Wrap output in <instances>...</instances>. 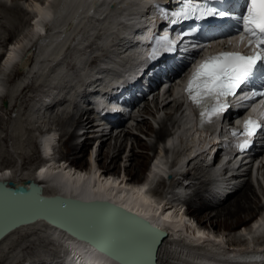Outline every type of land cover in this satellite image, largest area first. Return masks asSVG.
Here are the masks:
<instances>
[{
    "label": "bare ground",
    "instance_id": "bare-ground-1",
    "mask_svg": "<svg viewBox=\"0 0 264 264\" xmlns=\"http://www.w3.org/2000/svg\"><path fill=\"white\" fill-rule=\"evenodd\" d=\"M73 1L74 0H46L43 3L34 1L32 3L33 5L28 4L29 6H27V8L29 7L31 10L30 12L34 14L30 25V27H32V31L28 33V35L31 33V37L28 36V38L30 37L29 39H22L21 42L17 39L19 40L16 41L18 43H13L14 45L10 42H6L5 51L0 53V66L3 68V71H0V99L2 94L5 92V89H7L8 93L5 98L10 99V104L8 102L9 105L3 106L5 107L6 113L9 112V120L11 122V125L9 126H11L10 128L12 131L11 135H13L14 141H16L19 148L25 145L22 144V139H25L24 134L26 131L23 122L24 120H21L19 117L21 111L20 108H22V106H17L18 98L16 99V96L19 93V95L23 94L22 92L27 89L28 84L31 82L33 77L35 78L37 75V82L39 83L45 79L44 77L48 74L47 71H49L52 73V76L50 75V77H52V82L49 81V84L56 86L57 90L53 92L51 91V93L44 96V89V92L40 95V100H32L29 119L31 122L30 124L32 125V130L35 131H42L41 126H38L40 125L41 119H44L47 116L51 118L49 114L51 109L44 110L42 107H45V105H43L41 101L46 103L50 102L52 96L64 93V88L70 86L67 92V97L69 99L63 103H60V100L59 105L66 104L68 106L71 104L74 106V95L72 96L71 92L77 87L76 84H81L80 81H82V79H86V75L87 80L90 81L94 80V78L101 77H103V79H113L114 81L119 79L115 76L114 69L109 70L108 68L100 70L96 74L91 73L88 75L91 70L88 67L91 60L90 53H87V50L84 54L78 53V56L73 54L74 59L73 62H71V65H73L71 68L72 70L66 69L64 62L66 58H69L70 56L66 55L69 48V51H71L70 53H75L83 47L85 49L86 47H89L90 50L94 49L95 51L99 49L103 50L102 48L107 49L104 51H109L108 53L110 54L108 56H111L114 60H118L115 62L110 60L112 67L118 70L121 67H126V64L130 63L132 56L137 54V57H139L141 55L140 50L137 51L130 49V54L122 58L118 55V53L116 54V52L119 48V42H123L120 41L121 35H136L134 31L136 30L137 25L142 22L140 20L142 15L140 14L141 10H143V8L145 9V5L147 4L144 0H78L76 6V2ZM111 2H116V6L111 7ZM134 13H137L136 19L138 18V21L136 22H134V20L131 19L132 16H130ZM146 21V19L143 20V22ZM126 23L128 26H125ZM97 29H102L104 32L99 37V40L94 42L92 40V36L94 35V31H98ZM124 47L125 45L122 46V48ZM126 58H128V62L126 61V63L122 65L121 62L126 60ZM30 61L31 64L28 66ZM106 62L107 60L105 61V64L107 65ZM21 63L24 67L21 69L23 72L19 73L17 71L16 73L15 77L17 78L18 76V80L12 86H5L3 75L5 76L10 71L12 72L14 68L18 69V65ZM133 72L130 71L129 74ZM96 75H99V77H94ZM5 77L9 78L7 75ZM15 77L12 79H15ZM12 83L13 82H11V84ZM74 83L75 85L71 87ZM102 84L103 82L101 81L97 87L96 85L92 86V89L96 90L99 88L100 90H103L102 87H104L105 91L109 89L106 83H104V86ZM89 86H91V83ZM81 87H83V85H81ZM170 87H172V85L168 86L164 90V95L170 92ZM176 88L177 95L175 96L172 95L173 93H170V98L168 99L167 97L162 102V108L169 109L168 107L172 102L171 98L174 97L173 101L176 103L174 104L176 109L175 113H169L170 117L178 114L184 106L183 101L178 98L180 88L179 86H176ZM85 95L86 94H84V92H80V102L86 101L85 98L90 96ZM75 96H77V94ZM97 99L98 100L95 103L96 106L103 108L109 105L108 101L104 97L99 96ZM159 99L160 93L158 92L152 98V101H155L157 108L161 106ZM13 102H16V104H13ZM35 102H39V105ZM69 108H71V106H69ZM144 109H148L147 105H145L141 111L143 112ZM179 119L178 130L174 135L168 134L162 130V128L157 133V138L163 141L164 145L168 140L170 147L167 150L169 152L181 149L184 146L182 145L183 142H185V147H189V153H183V157L181 156L182 159H179L180 162H178V164L175 163L176 165L169 169L166 168L163 160L167 153H169L167 151L165 157L161 156L162 158L148 168L145 178L142 176V171L137 172L135 178H137V180L139 179V181L133 180L128 174V171L124 175H121V177L118 173V176H116V174H113L105 167L108 163H115L118 158H120L121 151L124 149V144L122 143L123 141L120 144H118V142H120L122 138L126 139L127 136L132 135L131 130L123 128L115 137L116 143L114 146L112 143H108L109 138H111L110 134L112 131L110 133L102 131L100 145L101 148H107L105 150L106 152H104V158H108L110 160H106L103 163L105 166H99L97 167L98 169H96L94 168L95 165L93 166L92 164L95 157V151H92L90 152L91 156L89 157L92 165L91 167L89 166L90 169L88 170V167L86 168V162L84 168L81 169L80 167L71 165L74 161L71 160V158L68 157V159H58L55 156L53 146L58 140V130L57 127L53 128L51 126V128L46 131L44 130L42 134L38 136L39 149L44 162L41 165L32 168L33 171L31 173L29 172L30 174L25 176L13 174V169L11 170L10 167L1 168L0 181H13L16 184H22L26 180H34L44 187L43 194L45 196L63 194L65 196L75 195L76 197H80L85 200L107 199L137 213L167 232V236L163 240L164 243H162L157 249L159 252L157 262L159 264H264V217L261 216L264 213V207L259 206L254 208L250 204L251 196L255 193L252 189V185L256 186L258 185V182L262 183L263 181H260L257 178V183L255 184L250 182L244 183L243 189L239 192L240 194L237 199L231 202H226L236 194L235 191L231 196L216 205L212 202L204 200L200 196L201 192L197 190L194 194L195 200L192 202L189 201V210L191 211V214L193 213L195 216L196 214H202L208 210L214 209L215 207L218 208L221 206L214 216L216 219L218 218L217 221L212 220L210 215L206 218L200 216V220L196 218L200 225L189 219L186 214H183L181 205L185 201L183 202L182 199L185 198L186 194H188L184 193L183 190L185 189L186 191L187 189L188 191V187L179 184L178 179L174 182V187H172L175 189L172 191L168 189L170 191L169 195L171 192L174 194L173 200H167L169 196L168 194H164L167 198H163L164 195L156 196L153 194L154 186L159 177H164L167 181L169 174L174 175L176 178L179 175H182V173L184 177L190 175L191 173L189 171L182 172V167L180 166L179 168V165L183 166L184 163L189 165L190 162L194 165V171H199L201 169L209 170L207 180H220V185H222V187L230 184L227 182V179L222 177L224 171L221 168L208 166L210 158L214 152L213 146L215 145V140H219L222 137L221 132L223 129L221 128H223V126L221 125L215 132H199L192 127L190 109L187 108L185 109L184 117ZM144 120L145 119L141 121V124ZM93 121L94 120H91V113L86 111L80 115L76 122V126H82L80 130H85L88 126L90 129L93 128ZM25 122L28 123V121ZM136 125L140 126V123H137ZM40 133L41 132H39V134ZM78 135L79 134H76L75 131H72L67 136L65 143L68 148H71V152H75L77 150L78 146L75 143L79 145V139L82 138L81 135L80 137ZM84 135L85 133L83 136ZM74 141L77 142L72 143ZM87 144L88 141L86 139L84 143H82L83 146L81 145V153L84 154ZM1 151L2 150L0 149V153ZM135 155L136 154L132 153L131 157L133 158ZM81 157L82 155L79 156V160H77L78 162L75 161L76 164H80ZM261 160L264 162V157H262ZM143 164L144 163L140 160H136V165L142 166ZM177 167L178 170L176 171ZM262 167L264 168V165ZM41 169L44 171L41 172ZM218 177L221 178L217 179ZM198 179V175L194 173L191 179L185 180L189 182L191 181V184L194 186L196 185V182L194 181ZM169 180L171 179L169 178L168 181ZM203 183V188H206V183ZM178 189L181 191H178ZM154 191L156 192V190ZM255 212H261L262 214L259 215V219L256 217L251 222L255 224L254 228L251 227L252 229L250 231L248 230L249 232L247 231V233L242 235L243 237L236 242L230 244L226 242L227 239L224 238V235H215L214 232L211 231L212 227L213 229H216L221 225V219L240 220L243 213L253 214ZM168 213H171V216L168 220H165L164 217ZM206 219L209 223H211V228H207L203 225ZM248 224L244 226L247 227L250 225ZM244 230L247 229L245 228ZM37 231L40 232V239L45 238V241L50 244V247H52L49 248L48 254L45 255L46 260L50 261L51 264H119L108 257L100 255L89 244L78 241L68 233L56 229L42 219L31 224L22 225L6 235L0 241V260L11 259L10 248L12 246L19 248L20 246H26L27 244L33 245L36 243L34 239L37 237ZM200 233L203 235H200ZM27 253L29 254V251H27ZM17 257L19 258V256ZM27 258L28 259L25 260H31V256ZM34 258L35 263L33 264H38L39 262L37 261L40 260L41 255H35ZM16 260L17 259H15V261ZM28 263L26 262L24 264Z\"/></svg>",
    "mask_w": 264,
    "mask_h": 264
},
{
    "label": "rangeland",
    "instance_id": "rangeland-1",
    "mask_svg": "<svg viewBox=\"0 0 264 264\" xmlns=\"http://www.w3.org/2000/svg\"><path fill=\"white\" fill-rule=\"evenodd\" d=\"M34 1H37L38 3L39 2L43 3L46 0H33V1L32 0H0V53L5 51V46H6L5 43L6 42H10V43H12V45H14L15 43H18L16 41L20 40V42H21L22 39L26 40V38L29 39L31 37V35H30L31 33L29 35H28V33L32 31L31 30L32 27H30V25L32 22L31 20L34 17V14L32 12H30L31 10L29 9V7L27 8V6H29L30 4L33 5L32 3ZM23 26H24L25 30L23 29ZM28 27H29V29H28ZM103 32L104 31L102 29H99L98 31H94V35L92 36L93 37L92 40L94 42L99 40V37L103 34ZM17 34H18V36H17ZM28 36H30V37L28 38ZM17 39H19V40H17ZM102 49L103 50L99 49V50L95 51L94 49L90 50L89 47H86V49L83 47L82 49L76 51L77 53L76 52L70 53L71 51H69L70 50V48H69L66 52L67 53L66 55L67 56L70 55V56H69V58L67 57L65 62H64L65 68L70 70L73 66V65H71V62H73L74 55L78 56V53L84 54L86 52V50H87V53H90V60H91L90 67H91L92 65L95 64V61H98L100 58L106 57L108 54H110V53H108L109 51H104L107 49H104V48H102ZM0 71H3V68H1V66H0ZM17 71L18 70L16 68H14V70L12 72L10 71L11 73L9 72L8 74H6L7 77H9V78H6L5 77L6 75L5 76L3 75V77H4L3 81L5 80L4 81L5 86L6 85L12 86L15 84V82L18 80V76H17V78L15 77ZM47 73L48 74H46V76L44 77L45 79L39 83L37 82L38 76L36 75L35 78L33 77L31 82L28 84L27 89L24 92H22L23 94L19 95L20 94L19 93L17 96L15 95L16 99L18 98V100H17L18 105L17 106H19V105L22 106V108H20L21 111H20L19 117L21 118V120H24L23 122L25 125V131H26L24 134L25 139H22L23 140L22 144H25V145H23V147L21 146L22 148L21 147L19 148L17 146L16 141H14L13 135H11L12 134V131L10 128L11 126H9V125H11V122L9 120L10 115L8 114L9 112L6 113L5 107L3 106L4 101L9 102V104H10V99L5 98V96L8 93V90L5 89V92L3 93L4 95L2 94V97L0 99V149L2 150L0 153V169L10 167L11 170L13 169L12 170L13 174L25 176V175L30 174L33 171L32 168H35V167L41 165L44 162V159H43L41 151L39 149L38 136H40L44 130L46 131L51 127H53V128L57 127V130H58V132H57V135H58L57 139L58 140L53 146V152L55 153V156L58 159H64V158L68 159V157H69V158H71V160H74L71 163V165H75L76 167H80L81 169L84 168L85 162H86V168L88 167V170L90 169L92 164H93V166L94 165L96 166V167L94 166V168H96V169H98L97 167H99V166H105V165H103V163L106 160L109 161L110 159L104 158V152H106L105 150L107 148L106 149H105V147H102L103 149L101 148V145H100L101 134H100L99 130L95 129L96 126L94 125V122H93V128L89 129V126H88V128L85 129L86 132H85L84 136L82 134H80L82 138L79 139V145L77 143H75L77 141L72 142L78 146L77 150L75 152H71V148H68L67 144L65 143L69 133H71L74 130L79 116L81 114H83L85 112V110H78L77 108H75L71 104L68 106L66 104L58 105L53 109V111H50L49 114H50L51 118L46 115L47 116L46 118L41 119L40 125H38V126L39 127L41 126L42 131L36 130L38 134H39V132H41L39 135L36 133L35 130H32V125L30 124L31 122L29 119V113H30V109L32 107V104H31L32 100L33 99L36 100L37 98H39V96L44 92V89H45L44 96H46L48 93H51V91L52 92L57 91L56 86L49 84L50 82H52L51 81L52 77H50V75L52 76V73H50L49 71H47ZM14 77H15V79H12ZM11 82H13V83L11 84ZM176 86H177L176 82L172 83V87H170V92H168L166 95H164L165 89L160 92V99H159L160 101L159 102L161 103V106H159L158 108L156 107L155 101H152L149 98L143 102V105H147L148 109H144L143 112L140 110V113L138 114L137 120H135L133 123H129V126L126 127V130H131L132 135H130V136L126 135L127 136L126 139L122 138V140H120V142H118V144H120L123 141L122 143L124 144V149L121 151L120 158H118L117 162L108 163L109 165L107 164L105 166L106 169H109V171H111L113 174H116V176L124 175L128 171V174L131 176V178L133 180L139 181V179L137 180V178H135L137 172L142 171V176H144V178H145L146 177L145 174H146V171L148 170V168L151 167L153 165V163L157 162L163 156L165 157L168 150L165 148L164 142L157 138V133L163 128L162 130H164L168 134L174 135L176 133V131L178 130L177 128H178V121L180 120L179 118H183L185 115V109L182 108V110L178 114H175L172 117L169 116L170 112L175 113L176 106L174 104H176V103L173 101L174 97L171 98L172 102H171L170 106L168 107L169 109H163L162 108L163 107L162 102L165 100V98H167V97H168V99L170 98L169 97L170 93H173L172 95H175V96L177 95L176 94V90H177ZM75 91L76 90H73L71 92V95L72 96L74 95V97H76ZM63 94H65V93H62V96H64ZM178 98H180V95H178ZM180 100H181V98H180ZM39 102H35V103H38L37 105H39ZM13 104H16V102H13ZM67 104H69V103H67ZM69 106H71V108H69ZM170 107H171V109H170ZM42 108L44 110L47 109V107H42ZM26 112H27V114H26ZM92 119L93 118H91V120ZM143 119H145V120L141 124V121ZM25 121H28V123ZM137 123H140V126H137L136 125ZM7 126H9V127H7ZM12 129H13V126H12ZM80 135H78V136L80 137ZM179 135H180V133H179ZM116 136L117 135H115L114 132H112L110 134L111 138H109L108 143H112V145L114 146L116 143V138H115ZM11 138H13V139H11ZM86 139L88 141V144H87L86 151L83 154V153H81L80 148H82V146H83L82 143H84V141ZM180 140H179V142H180ZM182 145H184V146L179 150L172 151V152L168 151L170 154L167 153L166 157L163 159L164 164L166 165V168L171 169V167H173L174 165L178 164V162H180L179 159L180 158L182 159V157L185 153L186 154L189 153V149H188L189 147L188 148L185 147V145H186L185 142H183ZM69 150H70V152H69ZM92 151H95V154H94L95 157L93 160L94 163L92 162V164H91V159L89 157L91 156L90 152H92ZM132 153L136 154L135 157H133V158L131 157ZM80 155H82V157L80 159V164L79 163L76 164V162H78L77 160H79ZM133 159H135V160H133ZM136 160H140L144 164L142 166L136 165ZM180 166L182 167V169H181L182 172L189 171L191 173L190 175H188V179H191L193 177L194 173H196V175H198V177H199L198 180L194 181V182H196V185L189 186L188 191H187V189H186V191H185V189L183 190L184 193H188V194H186L184 199L188 202L189 201L192 202L195 200L194 199L195 192L197 190H199L201 192V189H203V187H204L203 182H206V180L209 176V174H208L209 170H202L201 169L199 171L198 170L194 171V165L191 162L189 165L187 163L186 164L184 163L183 166L179 165V168H180ZM177 170H178V167H177L176 171ZM117 173H118V175H117ZM179 176H181V175H179ZM262 177H263L262 183L258 182V185H256V186L252 185V189L254 190L255 193L251 196L250 204L254 208L259 207V206L264 207V168L262 171ZM177 179L178 178H174L172 180L166 181L164 179V177H159V179L157 180V182L154 186V189H153L154 193L153 194H155L156 196H162L164 194L169 195V192L172 191L173 189H175L172 187H174V182H176ZM241 189H243V186L238 191H236V194L234 196H232L229 199L230 201L228 200L226 202H231V201L237 199L238 195L240 194L239 192L241 191ZM154 190H156V192ZM178 191H181V190L178 189ZM169 196H171V197H169ZM169 196L167 198V196L164 195L163 198H167V200L168 199H170V200L174 199L173 192H171ZM220 207H218V208L215 207L214 209L208 210L202 214H196L195 216H196V218H198V220H200V218H201L200 216H202L203 218H206L208 215H210L212 217V220L217 221L218 218L216 219V217H214V216L216 215V213ZM263 211H264V208H263ZM261 214H262L261 212H255L253 214L252 213L251 214L250 213H248V214L243 213L240 220H237V219H230V220L221 219L220 220V222L222 221L221 225L218 226L216 229H213V227H212L211 231L214 232L215 235H220V236L224 235V238L227 239L226 242L231 244L233 242L240 240L241 237H243L242 235H245V233H247L248 230L250 231L252 228H254L255 224L251 223V222L256 217H258L257 219H259V217H260L259 215H261ZM261 216L264 217V213ZM248 223L249 224L251 223V224L249 225ZM247 224L249 226H247V227L244 226ZM203 225L206 226L207 228H211V223H209L207 221V219L204 221ZM245 228L247 230H244ZM244 231H246V232H244ZM40 236H41L40 232L37 231V237L34 239V241L36 243H34L33 245L27 244L26 246H20L19 248L12 246L10 248L11 259L0 260V264H24L26 262L27 263L29 262L28 264H31V263L33 264V263H35V261H34L35 255H41L40 260L37 261V262H39L38 264H50V261L46 260L45 255L48 254L49 248H52V247H50V244L45 241V238L40 239ZM16 241H18V240H16ZM27 251H29V254L27 253ZM17 256H19V258ZM26 256L27 257L31 256V260L30 259L25 260V259H28ZM15 259H17V260L15 261Z\"/></svg>",
    "mask_w": 264,
    "mask_h": 264
},
{
    "label": "snow or ice",
    "instance_id": "snow-or-ice-1",
    "mask_svg": "<svg viewBox=\"0 0 264 264\" xmlns=\"http://www.w3.org/2000/svg\"><path fill=\"white\" fill-rule=\"evenodd\" d=\"M243 7L244 11L234 16L230 8L212 6L208 0H181L180 6L170 13L169 23L173 25L186 20L203 21L216 17L234 18L239 24L235 33L237 47L205 57L196 65L188 79L185 92L198 110L201 127L211 124L230 107L229 97H236L241 93L242 101L256 102L252 111L264 109V0H246ZM193 31L195 30L178 33L177 39L165 34L156 43L166 51H174L178 42L192 35ZM227 44L232 45L233 40L227 39ZM240 46L248 51L239 50ZM157 51L158 49L153 48L149 59H155ZM257 78L261 82L260 88L244 91ZM262 120L264 111L260 112V118L247 116L242 132H231L233 137H243L242 142L237 145L240 150H245L252 137L264 129ZM170 216L171 213H168L164 219L168 220Z\"/></svg>",
    "mask_w": 264,
    "mask_h": 264
},
{
    "label": "water",
    "instance_id": "water-1",
    "mask_svg": "<svg viewBox=\"0 0 264 264\" xmlns=\"http://www.w3.org/2000/svg\"><path fill=\"white\" fill-rule=\"evenodd\" d=\"M74 1L76 6L78 0ZM43 193L44 187L34 180L0 181V241L20 226L42 219L119 264H153L150 249L167 236L150 220L107 199ZM141 235L152 241L147 246L139 243Z\"/></svg>",
    "mask_w": 264,
    "mask_h": 264
}]
</instances>
